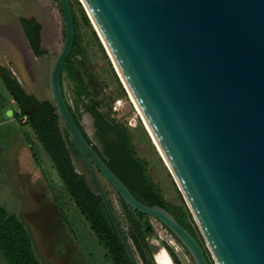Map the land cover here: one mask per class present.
Segmentation results:
<instances>
[{
    "label": "water",
    "instance_id": "obj_1",
    "mask_svg": "<svg viewBox=\"0 0 264 264\" xmlns=\"http://www.w3.org/2000/svg\"><path fill=\"white\" fill-rule=\"evenodd\" d=\"M56 1L63 41L50 71L51 99L130 264L140 263L95 169L127 207L159 222L193 264H209L171 213L137 200L80 131L60 82L73 16L68 0ZM79 2L172 170L213 263L264 264V0Z\"/></svg>",
    "mask_w": 264,
    "mask_h": 264
},
{
    "label": "rangeland",
    "instance_id": "obj_2",
    "mask_svg": "<svg viewBox=\"0 0 264 264\" xmlns=\"http://www.w3.org/2000/svg\"><path fill=\"white\" fill-rule=\"evenodd\" d=\"M21 18L34 19L40 25L41 47L47 52L46 55L34 56L21 29ZM80 33L83 35V46L89 60L99 79L106 85L105 96L110 97L112 110L133 136L137 154L148 162L150 177L161 187L168 202L180 204L175 192L178 188L127 93L125 92L124 97L118 91L109 72L108 62L91 40L87 28L81 25ZM62 41L63 21L56 0H0V66L6 67L13 74L27 94L37 99L51 98L50 71ZM108 60L113 68L109 58ZM63 91L68 104L80 116L88 138L100 147L90 119L81 104L74 101L65 84ZM15 112L18 113V108L0 76V206L23 223L40 264H112L89 223L74 206L51 158L38 142L25 118L18 121L14 117ZM130 122H135V125H130ZM32 153L35 155V162ZM107 189L117 213L123 219L114 190L109 186ZM49 190L56 199L66 228H70L73 238L68 236L63 222L57 220L60 211L49 197ZM154 226L155 236L150 240L151 244L159 248L168 245L182 264H192L186 251L167 230L157 223ZM169 239L179 246L177 250L170 244ZM185 258L188 259L187 263ZM0 264H7L1 253Z\"/></svg>",
    "mask_w": 264,
    "mask_h": 264
},
{
    "label": "trees",
    "instance_id": "obj_3",
    "mask_svg": "<svg viewBox=\"0 0 264 264\" xmlns=\"http://www.w3.org/2000/svg\"><path fill=\"white\" fill-rule=\"evenodd\" d=\"M68 2L73 16L74 41L71 52L61 68L60 82L62 89L65 84L74 101L81 104L84 113L90 119L91 127L100 147L90 141L80 116L66 101L80 131L132 195L143 204L148 206L155 204L169 211L178 224L186 229L203 247L208 263L213 264L180 193L175 189L180 204L168 202L165 199L161 187L149 175L148 162L137 154L133 144V136L126 124L118 119L112 110L110 106L112 100L110 97H106L104 93L106 85L99 79L83 46V35L80 33L81 25L87 28L91 40L97 45L104 59L107 60L109 72L118 91L124 97H126L125 90L113 68L109 65L107 55L79 0H68ZM19 21L34 56L46 55L47 52L41 47L40 25L34 19L21 18ZM0 76L18 108V113L15 112L14 117L18 121L25 118L38 142L51 158L54 168L73 200L74 206L89 223L90 229L105 248L107 258L112 264H130L105 207L97 195L94 184L56 111L53 100L51 98L37 99L33 95L27 94L6 67L0 66ZM32 158L35 162L36 158L33 153ZM95 171L138 262L140 264H155L153 255L159 247L150 242L155 236V230L151 223L152 219L127 207L114 191L123 214L122 219L117 213L110 191L107 189V186L110 188L111 186L96 169ZM48 194L60 209L50 190ZM62 219L64 220L63 215ZM68 230L71 231L70 228ZM161 247L167 251L174 264H182L168 245ZM0 253L7 264H40L34 254L31 237L23 223L15 215L7 213L1 206Z\"/></svg>",
    "mask_w": 264,
    "mask_h": 264
},
{
    "label": "bare ground",
    "instance_id": "obj_4",
    "mask_svg": "<svg viewBox=\"0 0 264 264\" xmlns=\"http://www.w3.org/2000/svg\"><path fill=\"white\" fill-rule=\"evenodd\" d=\"M90 19H91V17H90ZM91 21H92V24H93L92 27H94V28L96 29L95 31H97V33H98V35H99V38H100V41H101L102 45L106 48L107 53H108V55H109V57H110V59H111V55H110V53H109L107 47L105 46V44H104V42H103V40H102V38H101V36H100V34H99V32H98V30H97V28H96V26H95V24H94V22H93L92 19H91ZM111 61H112V64L115 66L116 72H117L118 76L120 77V80H121L122 83L124 84L123 86H124V88L126 89L127 95H128V97H129L131 103L133 104V107L135 108V110H136V112L138 113V115L140 116V118H141V120H142V122H143L145 128H146L147 131H148V135H149V137H150V139H151V142H152L153 145L155 146V148H156L158 154L160 155L161 159L163 160V163H165V165L168 167V168H167L168 171L171 172V174H172V176L174 177L176 183H178L177 180H176V178H175V176H174V174H173V172H172V170L170 169V167H169V165H168V163H167L165 157L163 156V154H162V152H161L159 146L157 145V143H156L154 137L152 136V134H151V132H150V130H149L147 124L145 123V121H144V119H143V117H142V115H141V113H140V111H139V109H138V107H137V105H136V103H135L133 97L131 96V94H130L128 88L126 87V85H125V83H124V81H123V79H122V77H121V75H120V73H119V71H118V69H117L115 63H114V61H113L112 59H111ZM178 185H179V184H178ZM180 189H181V188H180ZM160 229L162 230V228H160ZM163 239H164V238H163ZM171 240H172V239H171ZM170 243H171V242H170ZM184 257H185V256H184ZM154 259H155V261H156L157 264H173V262H172L170 256L168 255L167 251H166L163 247H160V248L154 253Z\"/></svg>",
    "mask_w": 264,
    "mask_h": 264
},
{
    "label": "built area",
    "instance_id": "obj_5",
    "mask_svg": "<svg viewBox=\"0 0 264 264\" xmlns=\"http://www.w3.org/2000/svg\"><path fill=\"white\" fill-rule=\"evenodd\" d=\"M130 125H135V122H130L129 123ZM151 223H152V225H153V227H154V230H155V226H154V223H157V224H159L162 228H164L159 222H157L156 220H154V219H152V221H151ZM165 229V228H164ZM166 230V229H165ZM168 232V231H167ZM169 233V232H168ZM170 234V233H169ZM171 236V235H170ZM170 240V244H172L173 246H174V248H176V250L178 249V245L173 241V240H171V239H169ZM211 257V256H210ZM185 260H186V263L188 262V259L187 258H185ZM193 264V263H192ZM214 264V263H213Z\"/></svg>",
    "mask_w": 264,
    "mask_h": 264
},
{
    "label": "crops",
    "instance_id": "obj_6",
    "mask_svg": "<svg viewBox=\"0 0 264 264\" xmlns=\"http://www.w3.org/2000/svg\"><path fill=\"white\" fill-rule=\"evenodd\" d=\"M57 206V205H56ZM57 208H58V206H57ZM59 210V209H58ZM60 211V210H59ZM59 222H63V225L65 226V228H66V224H65V221L62 219V214H61V211H60V215H59V219H57ZM62 224V223H61ZM66 230H67V234H68V236H70L71 238H73L72 237V234L70 233V231L66 228ZM71 263H73V264H75L74 262H71ZM182 263V262H181ZM156 264V263H155ZM174 264V263H173Z\"/></svg>",
    "mask_w": 264,
    "mask_h": 264
}]
</instances>
